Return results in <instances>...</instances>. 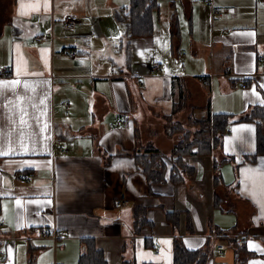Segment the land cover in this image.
I'll return each mask as SVG.
<instances>
[{"label": "crops", "instance_id": "0c3cea01", "mask_svg": "<svg viewBox=\"0 0 264 264\" xmlns=\"http://www.w3.org/2000/svg\"><path fill=\"white\" fill-rule=\"evenodd\" d=\"M121 1L0 0L9 4L0 20V66L13 70L0 81L30 86L16 90L27 125L18 123L17 97L11 91L0 97V145L6 149L10 140L19 153L0 156V258L78 264L83 241L92 239L109 264H174L180 240L189 250H207L206 264H264V251L254 247L264 250V156L243 160L255 152L254 123L228 127L219 156L234 159L222 164L217 184L206 167L214 156L207 162L192 155L184 159L196 171L191 181L150 190L133 156L148 145L168 155L174 142L166 121L179 113L200 119L207 103L213 113L235 115L264 105V0L171 1L166 18L172 25L175 12L177 41L161 16L151 38L131 39L115 16L129 7L130 0ZM67 15L73 27L65 26ZM142 48L151 62L134 61ZM167 49L177 59L184 53L182 70ZM154 63L159 74L150 72ZM183 95L189 108L173 114ZM21 128L26 152L19 148ZM139 206L151 225L136 234ZM174 210L181 214L177 227L166 220ZM45 228L67 235L55 240L43 235Z\"/></svg>", "mask_w": 264, "mask_h": 264}, {"label": "trees", "instance_id": "16d2710c", "mask_svg": "<svg viewBox=\"0 0 264 264\" xmlns=\"http://www.w3.org/2000/svg\"><path fill=\"white\" fill-rule=\"evenodd\" d=\"M159 0H130L129 7L116 13L117 21L122 24L131 38H151L155 33L156 20L160 18ZM172 25L175 32H172V39L177 41L180 29L175 12L173 14ZM247 85V83H245ZM187 101L185 96H181L179 102L173 108V114L185 107ZM186 108V107H185ZM206 115L203 118H196L189 115L190 122L188 128L183 125L172 123L167 124V134L173 139V148L167 155L154 145L136 148L134 160L137 170L144 174L147 184L152 190L155 185H163L171 182L174 185L185 183L188 178L195 176V169L185 163V158L192 155L212 158L214 161L212 171H214L215 183L220 182V167L225 161L233 160L231 157L217 158L214 151L222 147L223 136L228 127L233 122L247 121L256 126V148L254 154L243 158L245 161H256L259 156H264V105H253L239 115L229 113H213L210 104L205 106ZM170 120H173L170 118ZM177 136L174 138V136ZM194 148L196 150L194 151ZM167 160L171 164L170 177L167 180L166 171L168 169ZM206 167L209 169L208 165ZM216 183V184H217ZM147 208L139 206L134 211V232L142 233L144 226H150L151 222L147 218ZM180 213L178 211H166V220L177 227L180 223ZM187 221L190 222L189 216ZM187 228H190L188 226ZM193 231L192 229H189ZM209 259L207 250H189L184 247L180 240H176L174 248V264H206ZM0 264L4 260L0 258ZM29 264H35L31 261ZM78 264H109L104 250L100 249L95 240L86 239L83 241Z\"/></svg>", "mask_w": 264, "mask_h": 264}, {"label": "rangeland", "instance_id": "374dc122", "mask_svg": "<svg viewBox=\"0 0 264 264\" xmlns=\"http://www.w3.org/2000/svg\"><path fill=\"white\" fill-rule=\"evenodd\" d=\"M119 1L122 2L121 0H119ZM171 1H175V0H161V3L163 5V7H162V10H161V15L160 16L162 18H164V19H162V22H163L162 25L164 26V29L169 30V31L171 30V26L172 25H171V22L170 21L168 22V18H166V15H167V12H169L168 11L170 9L169 4L171 3ZM175 3L179 7V8L178 7L177 8L180 9V11H181L180 12V21L182 22V20L184 18V16H183V13H184L183 12V8H184V6L181 7L180 1H177ZM8 10H9V4H4L2 6L0 5V20H2V19H5L6 20L8 18ZM160 28L161 27L158 25V23H156V30L160 31ZM171 40H173V39L171 38ZM126 50L127 49L125 48L124 53H123V51L120 53L123 57H125V59L127 58V51ZM166 53H169V56L170 57H173L174 58L173 60H176V66H178V69L182 70V64H183V61L184 60H179V59H177L176 56H173L172 50L169 51V49H167L166 50ZM116 55H119V51H117V54ZM151 57H152L151 52L149 50H147L146 48L139 49V50H137V51H135L133 53V59H134V61H140V62H147V61H149V62H151L152 61L151 60ZM133 66H134V64H133ZM185 107L186 108H189L188 105H185ZM179 114H181V115H179L178 117L176 116L175 119L171 118L173 120L167 119L166 126L169 123L171 125L172 123L177 124V122H178L179 124H183V125H185L188 128V126L190 124V122L188 121L189 116H187L186 113H179ZM166 126H165V128H166ZM166 132H167V130H166ZM176 137H178V135L177 136L176 135L174 136V138H176ZM214 154L219 159L221 158L219 156L220 153H219L218 150L214 151ZM204 160H206L207 162H209V158H207V157H205ZM208 167H211L212 168V162L211 161L209 162ZM191 180L192 179L190 178L189 181H191Z\"/></svg>", "mask_w": 264, "mask_h": 264}, {"label": "snow or ice", "instance_id": "6c2138e0", "mask_svg": "<svg viewBox=\"0 0 264 264\" xmlns=\"http://www.w3.org/2000/svg\"><path fill=\"white\" fill-rule=\"evenodd\" d=\"M23 14V12H22ZM249 35H252L251 33H249ZM30 86L27 82H22L20 80H14V81H10V82H5V81H0V97H3L5 95L6 92L11 91L18 99V101H20L21 106H18V111H19V121L18 123L20 125H27V121L24 119V116L27 114L26 110L22 107V101H23V97L19 95V93L16 91L18 88H23V89H28ZM262 87H264V85H262ZM9 104H12V100L8 101ZM261 103H264V101H261ZM7 105H5L6 107ZM9 119H11V117H9ZM35 119H39L38 117ZM13 124H16L17 121H13ZM45 127H47V125H45ZM249 131H251V129H249ZM0 135H3L2 130H0ZM12 132L9 131L8 136L9 138L11 137ZM18 137H19V148L23 149L25 152L27 151L28 145L25 143V136H24V131L21 128L19 133H18ZM19 154L17 152L16 149L11 147V143L9 140V146L5 149L2 145H0V156H5V155H16ZM50 163V162H49ZM251 171V170H250ZM44 203L50 204L51 201L50 200H46ZM16 204L18 207H22L21 201L20 199L16 200ZM42 206V205H41ZM261 212L262 214H264V206H262L261 208ZM168 243V242H165ZM256 248V250L258 251H264L259 249V246H254Z\"/></svg>", "mask_w": 264, "mask_h": 264}, {"label": "built area", "instance_id": "2783aa9c", "mask_svg": "<svg viewBox=\"0 0 264 264\" xmlns=\"http://www.w3.org/2000/svg\"><path fill=\"white\" fill-rule=\"evenodd\" d=\"M76 21L74 19V17L72 15H67L65 20H64V24L67 27H73L75 25ZM40 39V38H38ZM67 55L70 58H75L76 56V52L75 51H70L67 53ZM177 56L179 57V59H183L184 58V53L183 52H178ZM162 70V67L159 63H154L151 68H150V72L151 73H156L159 74ZM13 75V70L10 66H0V78H8L11 77ZM142 82V81H141ZM61 151L64 152L65 149L61 148ZM43 235H47V236H51L53 239H59L60 237H65L67 235V233L65 231H61L59 234L58 233H52L50 234L49 229L45 228L42 231ZM217 251L219 253L223 252V247L222 246H218L217 247ZM4 256V250L1 248L0 249V257Z\"/></svg>", "mask_w": 264, "mask_h": 264}]
</instances>
